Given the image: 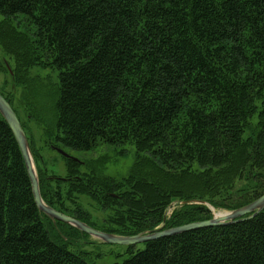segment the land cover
Masks as SVG:
<instances>
[{
	"label": "trees",
	"instance_id": "16d2710c",
	"mask_svg": "<svg viewBox=\"0 0 264 264\" xmlns=\"http://www.w3.org/2000/svg\"><path fill=\"white\" fill-rule=\"evenodd\" d=\"M0 12L12 87H31L32 66L58 71L47 144L130 143L136 154L121 177L102 173L105 161L89 168L64 156V175L48 174L15 96L0 91L26 133L47 204L94 228L103 213L102 231L133 235L206 220L211 207L232 210L264 193V0H0ZM19 13L33 35L11 24ZM173 201L203 203L165 217ZM59 223L79 232L38 210L0 115V264H88L60 234L52 239ZM136 245L121 264H264V209Z\"/></svg>",
	"mask_w": 264,
	"mask_h": 264
},
{
	"label": "rangeland",
	"instance_id": "374dc122",
	"mask_svg": "<svg viewBox=\"0 0 264 264\" xmlns=\"http://www.w3.org/2000/svg\"><path fill=\"white\" fill-rule=\"evenodd\" d=\"M1 19H3V14L0 12ZM10 22L17 30L33 35V25L26 15L19 13L16 16H12ZM11 62L12 60L0 49V91L6 94L12 91L13 96H15L14 104L18 112L23 116L21 120L25 122V129L30 145L34 151H39L42 157L43 162L41 165L46 168L48 174H54L57 177L64 175L66 168L64 164L65 156L63 157L60 152L53 149V147L58 146L47 144L50 137L43 129L44 126L50 127L53 124V101L55 98L53 84L58 81V71L56 69L51 70L47 66L40 67L36 65L30 67L29 74L34 80L31 87L29 83L27 90H23L22 86L20 88L12 87L9 69ZM3 65L7 67V73L4 71ZM27 91L29 92L28 98H24L23 105H20L17 98H21L23 93ZM22 108H36V117L32 116L27 119L21 110ZM60 149L79 161H88L89 168L91 166H100L101 161H105L102 173L114 177L126 175L136 155L134 154L133 145L130 143L99 145L96 148L85 151L70 148ZM102 155H106L107 157H103ZM85 168L87 167L82 165V169L86 171ZM214 211L223 212L225 210L214 209ZM103 217V213L102 215L99 214L98 217H92L96 223V229H100V226H102L101 219ZM74 230L70 229L67 225L59 223L51 230V237L52 239H56L57 233L60 234V237L66 240L67 247L76 252H81L88 264H121L123 259L128 256L126 253L128 245L104 242L90 234ZM67 232L71 233L68 239L63 234ZM142 247H144V242L138 243L134 249Z\"/></svg>",
	"mask_w": 264,
	"mask_h": 264
},
{
	"label": "water",
	"instance_id": "95a60500",
	"mask_svg": "<svg viewBox=\"0 0 264 264\" xmlns=\"http://www.w3.org/2000/svg\"><path fill=\"white\" fill-rule=\"evenodd\" d=\"M0 115L8 124L19 146L30 179L34 201L38 210L46 214L51 220L54 221L57 220L69 224L70 226L75 227L79 231L90 234L104 242L123 244V245H135L159 237L178 234L192 229L224 225L235 221L252 218L259 211L264 209V193H263L256 199L252 200L251 202L243 206H240L238 208L224 211L222 212V214L219 215H216L213 207H211L210 210L212 211L213 216L209 219L193 221L170 228H164V224H161L156 228L145 230L133 235L114 234L96 229L77 218H74L72 216H69L67 214L58 211L57 209L53 208L43 200L39 188V178L37 174V168L34 162V158L32 155V151L26 133L12 106L8 103V101L4 98V96L1 93H0ZM53 148L58 152H60L65 157L72 158L75 161L78 160L77 158L70 156L69 154H67L65 151L61 150L58 147H53ZM186 202L203 203V201H183L180 203L183 204Z\"/></svg>",
	"mask_w": 264,
	"mask_h": 264
},
{
	"label": "bare ground",
	"instance_id": "6f19581e",
	"mask_svg": "<svg viewBox=\"0 0 264 264\" xmlns=\"http://www.w3.org/2000/svg\"><path fill=\"white\" fill-rule=\"evenodd\" d=\"M22 125V124H21ZM77 161H79V160H77ZM215 213H216V215H219V214H222V213H219V212H216L215 211ZM57 221V220H56ZM61 222V221H60ZM66 224V223H65ZM69 225V224H68ZM160 226V225H159ZM158 227V226H157ZM75 228V227H74ZM78 230V229H77ZM96 238V237H95Z\"/></svg>",
	"mask_w": 264,
	"mask_h": 264
},
{
	"label": "flooded vegetation",
	"instance_id": "af4514ba",
	"mask_svg": "<svg viewBox=\"0 0 264 264\" xmlns=\"http://www.w3.org/2000/svg\"><path fill=\"white\" fill-rule=\"evenodd\" d=\"M56 146V145H55ZM54 149V148H53Z\"/></svg>",
	"mask_w": 264,
	"mask_h": 264
}]
</instances>
